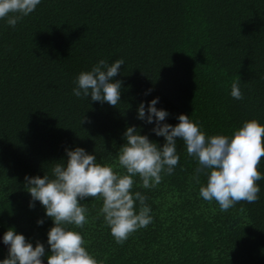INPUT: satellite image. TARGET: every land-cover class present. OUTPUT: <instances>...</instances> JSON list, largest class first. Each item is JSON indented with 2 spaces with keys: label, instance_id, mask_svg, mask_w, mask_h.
<instances>
[{
  "label": "trees",
  "instance_id": "obj_1",
  "mask_svg": "<svg viewBox=\"0 0 264 264\" xmlns=\"http://www.w3.org/2000/svg\"><path fill=\"white\" fill-rule=\"evenodd\" d=\"M101 59L124 61L113 78L122 81L116 107L72 94L79 73ZM236 80L243 100L230 95ZM155 98L169 113L161 123L188 115L208 137H231L252 119L264 125V0H41L15 28L0 19V232L43 243L47 260L54 224L39 201L29 207L25 176L51 178L76 147L114 165L131 126L162 147L155 122L137 118L139 104L147 110ZM176 148L178 165L155 188L134 177L131 191L147 197L153 219L123 245L97 216L102 199L81 201L88 223L67 227L98 264H264V179L255 203L222 212L200 197L207 177L194 179L198 163L184 142ZM7 255L0 245V260Z\"/></svg>",
  "mask_w": 264,
  "mask_h": 264
},
{
  "label": "clouds",
  "instance_id": "obj_2",
  "mask_svg": "<svg viewBox=\"0 0 264 264\" xmlns=\"http://www.w3.org/2000/svg\"><path fill=\"white\" fill-rule=\"evenodd\" d=\"M40 3L41 0H0V19L7 17L8 25L15 28ZM123 64L122 59L111 65L99 60L91 71L79 73L72 94L116 107L121 100L122 81L113 78ZM239 85L240 80L231 85L230 95L235 100L244 99ZM158 99L150 101L147 110L141 102L137 118L148 124L155 122L152 131L156 136L164 137L162 147L150 141L147 135H141L136 126H131L124 133L125 143L119 148L114 165H101L95 155L76 147L67 150L66 162L63 160L64 163L53 166L51 178L46 174L42 178L25 176V189L31 196L29 207L34 208L35 202L39 201L54 224L47 233L50 249L47 264H98L84 246L83 236L67 227L74 225L82 229L88 223V208L81 204L86 198L102 199L97 216H103L118 245H123L132 233L152 223L147 197L139 191L134 194L131 191L134 177L140 178L141 187L152 189L161 183V173L172 175L180 159L176 148L178 139L184 142L188 156L198 163L194 176L196 182H200V175L207 177L206 186L199 189V195L205 201H215L223 212L242 201L251 204L259 199L260 187L256 182L264 179L258 171L264 157V125L252 119L245 121L231 137H208L188 115L180 114L175 126L161 123L169 113L156 108ZM86 121L84 116L82 123ZM114 167L124 169L125 174L114 171ZM37 223L42 225L44 220ZM3 243L8 246V255L0 260V264H43L46 256L43 243L37 241L33 247L13 228L3 235Z\"/></svg>",
  "mask_w": 264,
  "mask_h": 264
},
{
  "label": "water",
  "instance_id": "obj_3",
  "mask_svg": "<svg viewBox=\"0 0 264 264\" xmlns=\"http://www.w3.org/2000/svg\"><path fill=\"white\" fill-rule=\"evenodd\" d=\"M3 235L4 234L0 232V245H2L4 248L8 250V246L3 243ZM43 264H47V260L43 259Z\"/></svg>",
  "mask_w": 264,
  "mask_h": 264
}]
</instances>
